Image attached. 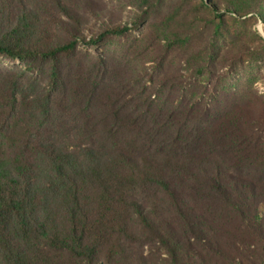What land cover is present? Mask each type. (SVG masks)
Returning a JSON list of instances; mask_svg holds the SVG:
<instances>
[{
	"label": "trees",
	"instance_id": "trees-1",
	"mask_svg": "<svg viewBox=\"0 0 264 264\" xmlns=\"http://www.w3.org/2000/svg\"><path fill=\"white\" fill-rule=\"evenodd\" d=\"M51 1L0 0V56L45 60L55 85L14 137L17 90L0 81L12 105L0 107V264H156L146 245L164 264H264V143L248 121L61 68L79 40L95 45L126 28L92 30ZM57 10L66 20L54 21ZM65 71L78 100L60 110L50 95Z\"/></svg>",
	"mask_w": 264,
	"mask_h": 264
},
{
	"label": "rangeland",
	"instance_id": "rangeland-1",
	"mask_svg": "<svg viewBox=\"0 0 264 264\" xmlns=\"http://www.w3.org/2000/svg\"><path fill=\"white\" fill-rule=\"evenodd\" d=\"M24 1L31 7H56L51 0ZM62 1L84 15L92 30L103 22L126 30L95 45L79 40L77 52L61 57V68L81 66L102 85L103 79L111 78L112 83L114 77L125 79L134 92L152 93L151 98L159 101L195 104V108L201 102L216 117L233 112L242 116L243 123L248 121L247 130L264 143V0ZM90 3L98 17L88 8ZM55 13V22L58 17L66 20L58 10ZM83 29L88 37L87 28ZM53 33L56 39L65 37L58 29ZM71 74L65 71L50 95L60 110L65 102L78 100ZM51 77L45 60L0 56V81L14 84L17 90L18 103L8 120L13 122L14 137L24 132L21 117L34 114L33 101L46 98L55 87ZM6 101L0 90L4 102L0 107L10 111L12 105ZM143 253L149 261L164 264L162 250L146 245Z\"/></svg>",
	"mask_w": 264,
	"mask_h": 264
}]
</instances>
